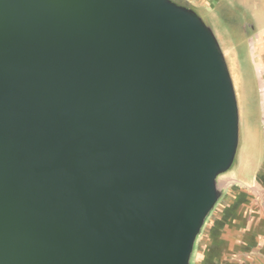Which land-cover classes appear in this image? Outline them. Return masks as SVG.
<instances>
[{
  "label": "water",
  "instance_id": "95a60500",
  "mask_svg": "<svg viewBox=\"0 0 264 264\" xmlns=\"http://www.w3.org/2000/svg\"><path fill=\"white\" fill-rule=\"evenodd\" d=\"M239 110L172 0H0V264H190Z\"/></svg>",
  "mask_w": 264,
  "mask_h": 264
},
{
  "label": "crops",
  "instance_id": "0c3cea01",
  "mask_svg": "<svg viewBox=\"0 0 264 264\" xmlns=\"http://www.w3.org/2000/svg\"><path fill=\"white\" fill-rule=\"evenodd\" d=\"M184 1L207 12L237 13L240 37L230 50L237 55L247 42L264 114V0ZM217 181L221 196L196 238L191 264H264V159L249 182L227 174Z\"/></svg>",
  "mask_w": 264,
  "mask_h": 264
},
{
  "label": "rangeland",
  "instance_id": "374dc122",
  "mask_svg": "<svg viewBox=\"0 0 264 264\" xmlns=\"http://www.w3.org/2000/svg\"><path fill=\"white\" fill-rule=\"evenodd\" d=\"M172 1L194 11L212 29L225 56L238 103L239 142L231 167L222 174L249 182L264 159V114L260 104L257 71L247 42L237 46V55L230 50L234 40L240 37L237 13L227 11L221 15L219 12L192 7L184 0Z\"/></svg>",
  "mask_w": 264,
  "mask_h": 264
}]
</instances>
